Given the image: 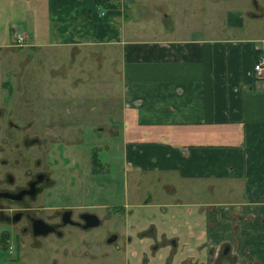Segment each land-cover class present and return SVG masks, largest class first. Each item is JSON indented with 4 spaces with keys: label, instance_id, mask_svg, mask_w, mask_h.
I'll list each match as a JSON object with an SVG mask.
<instances>
[{
    "label": "crops",
    "instance_id": "1",
    "mask_svg": "<svg viewBox=\"0 0 264 264\" xmlns=\"http://www.w3.org/2000/svg\"><path fill=\"white\" fill-rule=\"evenodd\" d=\"M1 1L15 11L28 45L70 49L78 82L94 71L104 80V64L120 74L121 107L106 128L122 131L127 172L165 171L179 185L201 182L199 190L211 194L173 203L188 212L197 205L198 217L187 223L196 242L204 237L205 264H264V75L257 89L252 70L264 55V32L241 10H227L226 23L205 26L203 35H186L166 24L170 9L156 0V27L129 16L134 0ZM177 182L163 185L175 192Z\"/></svg>",
    "mask_w": 264,
    "mask_h": 264
},
{
    "label": "rangeland",
    "instance_id": "2",
    "mask_svg": "<svg viewBox=\"0 0 264 264\" xmlns=\"http://www.w3.org/2000/svg\"><path fill=\"white\" fill-rule=\"evenodd\" d=\"M216 1L156 0L157 3L164 4L167 9H170L171 16L165 17L164 21L166 24L173 23L177 34L203 35L205 26H221L226 23L225 14L227 10L243 11L244 19L254 22L257 29L264 32V15L252 17L249 12H264V0ZM0 4L2 8L4 5L8 7L6 10L3 8L4 10L0 11V81L9 74L12 81L16 83L15 78L20 76L21 82L26 87L41 93L42 104L46 107L45 111L49 116L51 114L49 110L52 111L53 109L52 116L57 114L55 110L61 113L58 115V120H71L73 119L72 116L76 115L77 117L73 120L77 121L80 127L85 128L82 131L83 142L92 136L99 140H110L115 150L114 154L118 158V162H115L116 166L114 165L111 169L112 174H96L94 178L92 177L94 182L92 181L91 184H93L92 188L95 189V194L90 198L91 200L86 195H80V201L103 204L104 206L97 207V210L103 217H106L103 223L94 230L96 236L91 241L88 256L82 255L83 245H79L75 243V240L70 239L67 244L71 246L69 248L75 249L76 255L68 254L62 255V257L54 254L46 245L40 249L24 246L20 251H17L15 247L9 251L0 246V264H124L126 257L131 256V252L125 253V250H130L133 243L127 247L122 244L121 235L125 232L124 224H121L123 221L126 225L129 224L128 232L132 239L136 238L135 233L139 229H145L149 223L154 224L158 238L162 239L163 236L167 239L174 238L175 244L167 240L165 246L156 251L155 259H150L146 264H160L166 261L167 257H171L173 264L204 262L207 256L205 245H202L204 237H200V240L196 242L199 238L196 239V234H189L191 226L187 223L188 221H195L198 217L195 211L197 205L193 204L192 206L194 212H188L184 203L205 201L211 194L207 190H199L201 182H197L195 185L187 182L179 185L180 182L176 181L175 176L169 175L165 171H160V174L150 171L141 176L133 172H128V174L127 171L123 172V140L120 127H118L117 132L112 134L111 139L105 138L104 132H102L107 129L106 126L112 122L115 123L114 112L119 111L121 107L120 74H110L105 69L107 64H104V80L100 75L95 78L97 74L94 71L95 79L86 72L81 75L82 80L78 82L76 78L78 75L74 74L78 65L68 64L70 49L49 45L46 42L37 46L26 43L16 44L14 42L16 40L15 34L22 28L13 22L15 11L8 4H3V1ZM151 4L152 0H134L127 13L130 17L134 15L139 17V24H150L156 27L158 26L156 13L151 8ZM201 6H203L202 10H199L198 8ZM162 25L165 26L163 23ZM11 26L16 29V32L13 33ZM150 33L153 34L154 30L151 29ZM24 40H27L26 36H24ZM13 46H22L23 48L19 50L10 49ZM85 68L87 69L88 65ZM97 68L98 72L102 70L99 65ZM15 85L16 89L21 88L18 84ZM109 90L110 92H108ZM72 98L77 99L79 103L74 104ZM81 150H84L86 154L89 149L81 147ZM103 153L100 152L99 157ZM80 162L82 165L87 164L86 158H83L82 155ZM141 178L142 181H139ZM175 182L178 185H176L177 190L170 192L172 188L168 184ZM163 183L168 184L163 185ZM122 191L126 193L127 197L124 216L119 211L117 213H114L113 209L109 211L108 207L105 206L112 201L122 200ZM190 192L196 194L187 200L185 197L191 195ZM178 198H182L184 203L173 204L177 202ZM108 212L112 215L107 214ZM175 214L176 216H174ZM114 231L120 237L117 242L109 244L106 239L107 234ZM151 241V239H145L147 244ZM149 250L150 247L144 249L150 257L152 253ZM133 263L144 264L142 261H133Z\"/></svg>",
    "mask_w": 264,
    "mask_h": 264
},
{
    "label": "flooded vegetation",
    "instance_id": "3",
    "mask_svg": "<svg viewBox=\"0 0 264 264\" xmlns=\"http://www.w3.org/2000/svg\"><path fill=\"white\" fill-rule=\"evenodd\" d=\"M14 42L18 45L26 43L25 40L20 44ZM21 48L10 47L13 50ZM21 80L20 76L16 77L14 83L8 74L0 81V246L9 251L12 247L20 251L24 246L40 249L46 245L54 254L76 255L75 249L67 244L73 239L84 246L82 255L88 256L91 241L96 236L94 230L106 217L97 210L103 204L80 201V195L91 200L95 194L91 184L94 176L112 174L111 169L118 162L113 144L94 136L83 142L85 128L73 120L77 116H72L71 120H58L61 113L55 110L57 114L52 116L54 109L49 110V116L42 104L41 93L26 87ZM15 84L21 88L16 89ZM74 98V104H78ZM118 129V126L108 127L102 132L105 138L111 139ZM81 147L88 148V153L85 154ZM100 152H104L101 157ZM81 155L87 164L82 165ZM122 162V170L126 172L124 158ZM121 198L105 206L124 216L127 197L123 191ZM121 224L125 228L122 244L127 247L133 243L130 250H125V253L130 251L131 256L126 257L124 264H135L133 261L146 264L155 259L156 251L165 246L167 240L175 244L173 237L158 238L153 223L139 229L135 239L128 232L129 224L125 221ZM119 237L114 231L107 234L106 239L110 244L117 242ZM145 239L152 241L147 244ZM145 247H150L152 256L146 254ZM227 251L225 244L218 253L221 257ZM160 264H173V261L167 257ZM226 264H234L233 259Z\"/></svg>",
    "mask_w": 264,
    "mask_h": 264
},
{
    "label": "built area",
    "instance_id": "4",
    "mask_svg": "<svg viewBox=\"0 0 264 264\" xmlns=\"http://www.w3.org/2000/svg\"><path fill=\"white\" fill-rule=\"evenodd\" d=\"M24 33L23 32H17L15 34L16 42L21 43L24 41ZM252 70L254 75V85L257 89L263 88V84L261 82V78L264 75V55L258 56L252 64Z\"/></svg>",
    "mask_w": 264,
    "mask_h": 264
},
{
    "label": "trees",
    "instance_id": "5",
    "mask_svg": "<svg viewBox=\"0 0 264 264\" xmlns=\"http://www.w3.org/2000/svg\"><path fill=\"white\" fill-rule=\"evenodd\" d=\"M97 1H101V2H103V3L105 2V0H97Z\"/></svg>",
    "mask_w": 264,
    "mask_h": 264
}]
</instances>
